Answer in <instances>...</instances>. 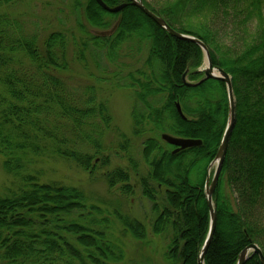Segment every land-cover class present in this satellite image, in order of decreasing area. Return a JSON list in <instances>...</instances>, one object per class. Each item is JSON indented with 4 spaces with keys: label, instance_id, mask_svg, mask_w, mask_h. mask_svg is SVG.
<instances>
[{
    "label": "trees",
    "instance_id": "16d2710c",
    "mask_svg": "<svg viewBox=\"0 0 264 264\" xmlns=\"http://www.w3.org/2000/svg\"><path fill=\"white\" fill-rule=\"evenodd\" d=\"M14 1L0 0V7ZM103 1L110 6L126 3V7L111 13L97 0H86L83 15L89 27L111 31L94 34L81 24L85 39L80 42L66 31L40 38L0 11V155L4 167L22 176L26 163L49 152L85 169H97L92 164L94 156L78 147H102V125L107 127L112 117L106 101L94 93L79 99L70 87L64 75L71 67L69 50L78 49L80 60L85 61L87 51L95 53L94 47L113 54L124 44H148L150 73L142 71L144 77L132 85L140 89L139 98L149 113L135 117V134L147 132L148 124L151 130L201 139L203 144L173 154L175 147L162 139L163 133L159 139L150 137L144 144L149 174H139L136 167L135 171L156 214L154 233L171 231L169 264H198L210 228L205 196L208 168L228 121L227 86L216 79L196 87L184 84L188 69L189 81L203 77V72H197L205 59L202 48L169 34L131 0ZM143 1L177 31L201 39L213 64L232 77L236 122L214 192L217 228L205 264H238L250 244H258L264 252V0H166L159 8ZM116 15L119 19L112 25L110 19ZM222 17L227 21L223 27ZM226 26L232 33L229 42L222 38ZM162 99V106L153 104ZM177 102L186 119L179 115ZM105 177L110 186L122 183L126 193L133 191L129 172L116 169ZM22 178L17 191L0 195V264H125L124 250L111 237L110 217L89 203L82 189L43 183L33 175ZM160 188H165L161 198ZM116 215L134 238H148L140 220ZM245 264L262 263L252 254Z\"/></svg>",
    "mask_w": 264,
    "mask_h": 264
},
{
    "label": "rangeland",
    "instance_id": "374dc122",
    "mask_svg": "<svg viewBox=\"0 0 264 264\" xmlns=\"http://www.w3.org/2000/svg\"><path fill=\"white\" fill-rule=\"evenodd\" d=\"M145 1L159 8L166 0ZM85 5L86 0H16L4 4L0 11L9 13L28 33H35L40 38L53 31H66L70 36L78 37L80 42L85 39L79 28L81 24L87 26L86 29L94 34L111 31L89 27L83 15ZM118 19V15L112 17L110 19L112 25H115ZM225 19L222 17L220 20L222 27L227 23ZM231 34V29L226 26L222 31L223 41L229 42L232 39ZM148 46L137 41L118 47L113 54H108V49L101 51L94 47L95 53L87 51L85 61L80 60L76 52L78 49L72 47L69 50L71 67L64 75L70 87L79 99L85 100L94 93L98 100L106 101L108 114L112 117L107 127L104 123L102 125L105 129L103 148L93 149L81 144L78 147L89 156H94L92 164H96L97 169H85L76 162L46 152L26 163L27 168L22 175H33L43 183L56 182L82 189L89 203L100 206L104 209V214L110 217L111 237L124 250L125 264H169L166 253L171 231L164 234L154 233L153 223L156 214L152 209V202L142 193L140 175L137 176L135 171L136 167L139 174H149L150 167L144 155L145 141L150 137L159 139L163 133L151 130L146 124L147 132L142 135L135 134V117L149 113L139 98L140 89L137 85H132L138 78L144 77L142 71L150 73V65L147 62ZM91 48L93 49V46ZM205 67L203 62L199 69L204 70ZM164 103L165 99L153 100L156 106H162ZM96 158H99L97 163ZM116 169L129 172L133 193H126L122 189V183L110 186L105 175ZM211 170L214 172L215 165ZM22 176L8 172L0 155V195L17 191L23 184ZM164 194L165 188H160L159 197H163ZM116 213H120L124 218H134L144 223L148 238L145 241L134 238L125 230V225Z\"/></svg>",
    "mask_w": 264,
    "mask_h": 264
},
{
    "label": "water",
    "instance_id": "95a60500",
    "mask_svg": "<svg viewBox=\"0 0 264 264\" xmlns=\"http://www.w3.org/2000/svg\"><path fill=\"white\" fill-rule=\"evenodd\" d=\"M97 2L102 8H104L106 11L111 12V13L120 12L122 9L126 7V3L120 4L117 6H110L103 0H97ZM131 2L135 6L140 8L156 24H158L160 27L165 29L169 34H171L175 38L193 42L202 48L204 55H205L204 63L206 67L204 70L199 69V71L197 72H203L204 73L203 77L197 82L189 81L187 77H188L190 70L188 69L183 75L184 84H186L187 86L196 87L202 84L203 82H205L206 80L216 79V80H221L225 82L227 86L228 100H229V114H228L227 127L223 135L221 144L219 146L216 158L213 160V162L210 164L208 168V174H207L206 183H205L206 202H207V205L210 211V228H209V232L206 237V240L204 242V245L201 248L199 256H198V264H205L206 254L214 238L216 228H217V218L218 217H217V205L214 201V192L217 187L220 174H221V170L223 168V164L225 162V159L228 153L231 134L234 129L235 122H236V97L234 93L233 80L229 73H227L221 67L215 66L213 64L210 50L208 46L201 39L193 35H190V34L179 32L176 29H174L172 26H170V24L165 20L164 17L158 15L157 13L152 11L149 7H147L143 0H131ZM176 108H177L179 115L183 119H186L187 117L185 113L183 112L180 102L176 103ZM162 139L168 144L175 147L173 154H177L189 148L199 147L203 144V141L201 139L180 137V136H176L170 133H163ZM214 165H215V170L212 176L211 169ZM252 254H257L260 258V262L264 264V252L261 249V247L255 243L250 244L248 247H246L241 252L239 260H238V264H245Z\"/></svg>",
    "mask_w": 264,
    "mask_h": 264
}]
</instances>
